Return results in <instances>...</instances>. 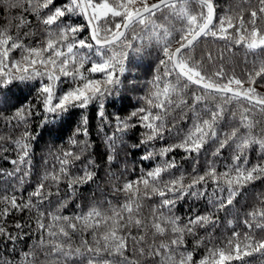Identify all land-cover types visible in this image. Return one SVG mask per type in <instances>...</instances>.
I'll use <instances>...</instances> for the list:
<instances>
[{
  "label": "snow or ice",
  "instance_id": "snow-or-ice-1",
  "mask_svg": "<svg viewBox=\"0 0 264 264\" xmlns=\"http://www.w3.org/2000/svg\"><path fill=\"white\" fill-rule=\"evenodd\" d=\"M217 2L0 0V264H264V0Z\"/></svg>",
  "mask_w": 264,
  "mask_h": 264
},
{
  "label": "trees",
  "instance_id": "trees-1",
  "mask_svg": "<svg viewBox=\"0 0 264 264\" xmlns=\"http://www.w3.org/2000/svg\"><path fill=\"white\" fill-rule=\"evenodd\" d=\"M228 4H229V0H218V2H217L218 10L221 9V8L226 9ZM2 22H3V12L0 11V23H2ZM209 47H213L214 48L215 45L209 44ZM239 56H240V53L238 52L237 53V57H239ZM141 79H143L142 76H141ZM134 102L135 101L133 100V103ZM108 111H112V107L111 106H108ZM157 159H159V157ZM5 163H6V161H0V165H3Z\"/></svg>",
  "mask_w": 264,
  "mask_h": 264
}]
</instances>
